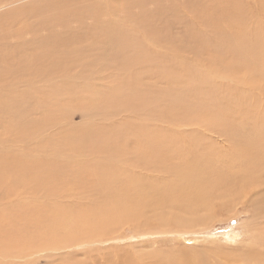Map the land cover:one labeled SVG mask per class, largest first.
<instances>
[{
    "label": "rangeland",
    "instance_id": "obj_1",
    "mask_svg": "<svg viewBox=\"0 0 264 264\" xmlns=\"http://www.w3.org/2000/svg\"><path fill=\"white\" fill-rule=\"evenodd\" d=\"M69 1L0 0V15L15 12L31 5L38 10L40 8L44 10L43 7L46 4L53 3H70L71 6L79 8L81 10L80 13L84 15V23L81 24V31L79 32L80 35L84 36V39L81 38L74 44L76 46L75 50L71 52V67L66 65V63L62 64V66H68V74L61 72L67 79L35 78L34 73L31 72L28 77L17 78L11 83L8 76L13 75L12 73L15 70L10 69L12 66L2 65L4 69L3 75L6 77L2 75L0 77L2 80L0 81L6 83V85L2 86L5 88L0 87L2 89H0V97H5V100L0 103V164L6 163L10 158L6 155L7 152L12 148L17 149L20 152L18 156L26 157L28 161L21 167L24 169L21 174L16 173L14 177L16 179L23 177L25 183L30 185V188H34V185L29 182L34 183L32 179L40 177V173H36L34 168L36 164L33 166L35 161L47 162L43 160L47 159L49 162L60 164L62 157L65 155L72 154V152H84L87 148L88 154L100 157L105 152L104 150L102 151L104 147L101 149L92 148L89 143L83 144L84 140L87 142L88 139L91 140L93 137L96 140V132L99 131L97 142L109 141V146L111 143L113 144V138L125 135L128 131L133 132V129H150L154 131L167 129L177 131L176 133L179 130L184 135L182 136L181 146L194 144L200 150H207L205 153L198 150L201 167L206 169L208 166L202 164L204 160H210L212 165L219 159L218 161L221 164L224 162L221 158L224 159L232 154L233 145L230 135L231 129L234 128L232 122L235 120L239 122L243 119L247 122L250 117L249 114L256 110H259L261 114L264 113V77H261L264 74L262 70L255 72L253 68H250L259 67L258 69H261L264 67V52H262V55H260L261 52H255L259 55L256 57L259 60L261 59V64H252L250 62L252 53L247 50L242 51V49L225 52L224 50L213 51L212 49L204 50L199 48L201 50L197 49L198 51L194 52H192V49L178 52L172 47L174 45L177 47V44L171 45V40L176 41V43L186 42L187 40L176 35H174L177 37L176 40H174L173 36L169 38V30L165 25H160L161 28L158 31L160 34L157 35V37L164 36L163 38L161 37L164 40L162 41L158 40L157 37L155 39L149 37L144 31V26L141 25V28L140 23L135 20L128 21L122 15L115 14L111 18L112 26L125 23L127 24L125 26L126 34L141 38L139 46L135 45V40L132 42L127 37L125 39L121 38L118 41L124 45L121 48L113 43L119 36L114 37L104 21L108 15L107 8H120L128 0H100V2L99 0H93L103 6L99 9L103 17L98 11L94 10L89 19L85 1ZM144 1L148 0H142V2ZM76 2L78 3L74 4ZM65 6L68 7L67 4ZM242 7L246 13L247 20H249V25L245 26L244 30L247 27L251 30L254 24L259 25L260 28L257 32L262 41L264 51V25H262L264 21V11L262 10L264 9V1L245 0ZM74 20H79L78 16L74 17ZM2 22H0L1 25L6 24L5 20ZM74 30L78 32L77 29ZM183 30V27L179 26L174 28L175 33H181ZM254 36L249 35L250 38ZM2 42V44L7 43ZM137 46L142 57L130 60L134 57ZM78 47L85 49V51H80L77 49ZM189 47L191 46L186 49ZM120 48L123 50V55L115 53ZM180 48H185V46L181 45ZM170 51H173V53H170ZM25 52H28V49ZM149 52L150 54L146 55ZM239 52L244 53L239 54ZM120 56H122L123 60L117 63L116 58H120ZM180 57L184 59V62L175 63V59L179 58L180 60ZM65 59L66 57H63L62 61ZM87 59L91 61L82 63L81 60ZM126 59H128V62H125ZM61 63H56V65L61 66ZM26 72L29 73V68H26ZM41 72L46 73L44 68H41ZM17 73L20 72L15 71L14 74ZM66 74L71 79H68ZM69 74H75L76 77H72ZM200 75L204 76L205 79H213L211 80L213 87L211 88V84L205 83L203 85V93L200 96H205L211 90V93L216 97V108L219 109L222 106L227 112L231 108L235 109L239 106L235 109L236 117L232 116L233 118L231 119V115L228 114L231 119H228L229 122L227 120H224V122L220 120L219 122V117L211 120L213 123L211 121L209 123L207 120L208 123L204 124L206 126L213 124V126L205 128L202 124V121L205 120L201 119L196 110L198 103L186 97L185 90L181 91L183 86L185 87L187 83L192 85L189 81ZM204 78L201 79L203 80ZM9 82L10 85H8ZM66 82L71 84L66 86ZM14 99L19 101L15 102L16 104L9 102ZM22 99L27 101L21 103L20 100ZM8 102L9 107L5 106ZM181 106L186 111L182 110ZM239 123L242 126V122ZM87 129L88 134L86 133ZM225 129L227 134L224 133ZM259 129L261 128L259 127ZM255 130H257V127ZM22 131L30 132L31 136L21 135L20 132L22 133ZM104 134L108 136L106 137ZM178 134L180 135V133ZM75 143L83 146L80 148L81 151H78L79 148L76 150L77 147L71 149ZM96 149L101 151L102 154L100 152L97 153ZM181 149L185 154L183 158L191 157L195 152L192 149L190 151L185 148ZM168 150L177 152V147H169ZM115 154L117 155V152ZM202 154L205 155V159L202 158ZM83 155L84 153H80V157H83ZM55 157L57 159L60 158L58 159L60 162H55L57 160ZM211 157L215 159L213 160ZM117 158L120 159L122 164L131 159L138 163V161H141V151L139 150L133 156L119 151L115 159ZM219 163L217 165H220ZM79 164H82L81 159ZM50 167L54 170L57 169L55 164ZM74 167L75 165H72L69 167L70 169H64L70 177L63 175L59 177L60 179L47 180L50 184H61L52 186V188L54 187L53 191L49 194L50 196H47L49 199L40 197L45 203L44 206L51 207L53 205L54 208L60 207L66 211H71L72 208L79 204L88 207L93 201L97 202L99 200L100 192H98V189L94 186L91 188L88 186V168L85 173L82 172L77 175L73 172L72 168ZM212 167L209 169L214 170L217 168ZM8 168L0 170V175L13 172L9 171ZM209 169L207 172H209ZM220 169H218L219 172L222 171V174H227L225 177H228L229 173V177H231L230 175L233 177L236 174H240L238 177L236 176L238 181L242 177L241 173L237 171V167L232 168L236 169L235 171L226 167H221ZM74 177H77V179ZM238 181L237 186L239 184ZM71 182L73 185L75 183V185L73 186ZM64 186H68V188L63 190ZM19 188H21L20 190L23 193V187L16 186L12 190L16 191ZM237 188L238 191L236 190ZM237 188L231 193V196L226 197L216 207H213L212 212L203 211L202 215H200V220L203 224H196L193 228L168 226L158 228L155 225L156 223L138 227L131 223H124L112 225L106 234L104 233L105 227H99L94 231L92 225L88 226V220L95 222L99 215L88 213V216L85 217L87 222L80 224V228L87 230L84 235L68 240L71 237H65L62 231H58L59 235L56 240L63 243L57 247L39 250L32 248L28 249L26 254L19 253L11 255V257L6 256L1 261L4 264H122L124 261H128L129 264H140V262L146 264L157 254L160 255L158 257L162 260L172 256L184 259L185 257L183 256L187 255L192 260H199V264H214L218 259L217 257L220 258L225 254H231V252L237 251L236 248L238 249L239 246L243 247L250 244L253 238L252 234L264 241V217L260 212L257 214L254 208L255 206H264V203L262 201L256 202L258 198L255 195L252 197V202H249L253 194L247 192L245 190L246 187L242 190L239 185ZM39 190L40 192H38L42 193V187ZM59 191L66 194L59 195ZM11 199L16 201V197H11L9 199L10 202ZM32 204L35 203L32 202ZM203 216L208 219V222L204 221ZM28 230H30L29 234L33 232L30 235L33 236L35 234V231L30 229V227H28ZM86 234L88 235L86 236ZM64 238H66L65 241ZM34 241L38 243L42 241L43 243L47 239L46 237H37V240ZM19 243L22 246L29 244L27 240L18 243L16 241L15 244L18 245Z\"/></svg>",
    "mask_w": 264,
    "mask_h": 264
},
{
    "label": "bare ground",
    "instance_id": "obj_2",
    "mask_svg": "<svg viewBox=\"0 0 264 264\" xmlns=\"http://www.w3.org/2000/svg\"><path fill=\"white\" fill-rule=\"evenodd\" d=\"M74 1L79 0H70L69 2ZM83 1L86 2L88 19L91 17L92 11L96 10L99 12V9L103 7L93 0H90L92 2L88 0ZM244 2L245 0H148L144 2H142V0H128L126 4L122 5L120 8H107L108 15L104 23L108 26V30H110L114 37L119 36L113 43L121 48L124 45L118 42L119 39H125L127 37L131 39L132 42L135 40V45L139 46L141 38L126 34L125 26L127 24L125 23L112 26L111 18L115 14L122 15L125 20H135L137 23H140V27L143 25L144 31L153 39L160 34L158 32L160 30L159 28H161L160 25H165L169 30V38L173 36L174 40H176L177 37L174 36L176 35L179 38L181 37L187 40L186 42L177 43L171 40V45L177 44V47H175V45L172 47L178 52L191 49L192 52H194L198 51L197 49L199 48L204 50L212 49L213 51L224 50L225 52L242 49V51L247 50L249 53H252L250 61L252 64H261V59L259 60L258 57H256L259 55L255 53L261 52L260 55H262V52H264L262 41L257 32L260 27L258 24H254L251 30L249 27L244 30V27L249 25V20H247L246 13L242 7ZM77 3L78 2L74 4ZM65 4H67L68 7H66ZM65 4H46V6L44 5L45 7H43L44 10H41L42 8L38 10L35 6L31 5L15 12L0 15V22L6 21L5 25L0 24V77L4 74V69L2 67L4 64L12 66L10 69L12 68L20 72L14 74L15 71L13 73L11 71L13 75L9 76L6 74L10 78L11 83L17 78L28 77L31 72L34 73L35 78L67 79L63 73L68 74V66L66 67V65L71 67V52L75 50L76 46L74 44L79 41V39H84V36L79 34L81 31V24L84 23V15L80 13L81 10L79 8L71 6L70 3ZM262 10L264 11V9ZM99 13L103 17V14L101 12ZM77 16L79 20H74V17ZM262 25H264V21ZM177 26L183 27V32L175 33L174 28ZM74 29H77L78 32H75L76 30ZM249 35H255L253 37L255 39L250 38ZM161 37L162 36L157 37L158 40H162ZM2 41L7 43L2 44ZM181 45L185 46V48H180ZM138 46L134 57L130 60L142 57ZM188 46L191 47L186 49ZM121 48L116 50L115 53L123 55V50ZM27 49L28 52H25ZM77 49L85 51V49H81L80 47ZM170 53H173V51H170ZM240 53L244 52H239V54ZM149 54L150 52L146 55ZM63 57H66L64 61H62ZM116 59L117 63L123 60L122 56ZM81 61L82 63H88L91 60L87 59ZM60 62H62L61 66L56 65V63ZM125 62H128V59H126ZM174 62L183 63L184 59L180 57V60L178 58L175 59ZM63 63H66V65L62 66ZM26 68H29V73L26 72ZM41 68H44L46 73L41 72ZM250 68H253L255 72L262 70L264 74V67L261 69H258L259 67ZM82 73L84 74L83 71ZM69 75L76 77L75 74ZM252 75L254 74L252 73ZM261 77H264V75ZM201 78H204V76L200 75L194 77L192 81H189L192 85L190 83H187V85L185 84L186 86H183L181 91L185 90L186 97L198 103L196 110L201 119L205 120L202 121L205 128L213 126V124H208V126H206L204 123H210V121L215 120V118L219 117V122L220 120L224 122V120L228 121V119H230L228 114L231 115V119L236 117L237 113H235V109L239 106L235 109L231 108L227 112L222 106L219 107V109L216 108V97L211 93V90L209 93H206L205 96H200V94L203 93L202 90L205 83H209L211 84L210 87H213L211 81L213 79L204 78L202 80ZM68 79H71V77L68 76ZM0 80L2 79L0 78ZM70 84L71 83L66 82L65 85L68 86ZM4 85H6V83L0 81V87ZM8 85H10V82ZM4 100L5 97H0V103ZM17 101L19 100L14 99L9 102L14 104ZM25 101L27 100H20L21 103ZM9 102L5 106L9 107ZM187 107H189V105H187ZM182 110H185V108H182ZM249 115L250 117L247 122H245L244 119L239 121L242 122V126H240L237 120L232 122V125L236 128L231 129V131L229 130L231 143L233 145L232 154L226 156L224 159L221 158V160L224 161L221 164L219 163L220 161H218L219 159L212 165L210 160H204L202 164L208 166L206 169L201 167V161H199L198 158V150L200 149L196 147L197 145L186 144L185 146H181L182 136L184 135L179 130L178 133H180V135L176 133L177 131H170L167 129L159 131L133 129V132L128 131L127 134L117 137L120 139L113 138V144L111 143L109 146V141L97 142L99 131L96 132V140L94 137L91 140L87 138L88 141L85 142L84 140L83 144L89 143L92 148L101 149L104 147L102 149V151H105L103 154L96 149L97 153L100 152L102 154L100 157L88 154L87 148L86 151L82 149L84 152H80L84 153L83 157H80L79 152H72V154L67 153L69 155L62 157L61 162L58 160L60 158L57 159V157H55L57 159L55 162H60V164L49 162L47 159H43L47 162L35 161L33 166L36 164L34 168L36 173H40V177L32 179L36 184L28 181L30 184L34 185V188H30V185L25 183L23 177L17 179L14 177L16 173L21 174L24 170L21 167L25 165L28 159L26 157H19L18 155L20 152L17 149L10 148L11 150L6 153V155L10 157V160L8 159L6 163L0 164V170L9 167L8 170L13 171L0 175V264H4L1 260L6 256L11 257V255L19 253L26 254V252L28 253V249L35 248L39 250L57 247L59 244L63 243L62 241L56 240V237L59 235L58 231H62L65 237H71L68 240H72L73 237L84 235L87 233V230L80 228V224L87 222L85 221V217L88 216V213L99 214L95 222L88 220V226L90 227L92 225L94 231L99 227H105L104 233L107 234L112 225L124 223H131L138 227L148 226L150 224L154 225L156 223L155 225L158 228L167 226L193 228L196 224H203L200 220V215H202L201 213L203 211L212 212L213 207H216L219 202L225 200L226 197L231 196V193L239 185L241 187L240 189L243 190L246 187L245 190L253 194L249 202H252V197L255 195L258 198L256 202L262 201L264 203V113L261 114L259 110H256ZM192 124L194 123L192 122ZM256 127L257 130H255ZM259 127L261 129H259ZM205 130L209 131L207 129ZM225 131L226 129L224 133L227 134ZM87 132L88 129L86 130V133ZM20 134L31 136V133L26 131H22ZM112 137L114 136L112 135ZM73 147H77V150L83 146L75 143L71 149ZM169 147H177V152H170L168 150ZM92 148L90 149L92 150ZM181 148H185L187 151L192 149V151L195 152L191 157L183 158L185 154ZM79 149L78 151H81V149ZM139 150L141 151V161H138V163L131 159L122 164L119 158L115 159L119 151L133 156ZM206 151L207 150H200L202 153ZM115 152H117V155ZM204 156L205 155H203L202 158L205 159ZM202 158L201 160H203ZM80 159L82 164H79ZM218 163L220 165H217ZM54 164L57 168L56 170L50 167L54 166ZM72 165H75L72 169L77 175L82 172L85 173L88 168V186L89 188L94 186L98 189V192H100L99 200L97 202L93 201L88 207L79 204L72 208L71 211H66L64 208L60 207L54 208L53 205L51 207L44 206L45 203L40 197L48 198L47 196H50L49 194L53 191L54 187L52 188V186L61 184H50L47 180L58 179L63 175L70 177V175L66 174L64 169H70L69 167ZM209 165L211 167L217 165L212 167L217 168L211 170L209 169L211 168ZM218 167H226L228 169L237 167V171L241 173L242 177L239 181L237 177L240 174H236L237 177H232V175L229 177V171L228 177H225L227 174H222V171L219 172L218 169L220 168ZM137 168L138 170H136ZM208 169L209 172H207ZM74 178L77 179V177ZM235 179L239 183L238 186ZM59 182H61V180H59ZM240 183L245 185L242 186ZM16 186L23 187L22 190H24V192H21V188L16 191L12 190ZM49 186L51 187L49 188ZM41 187L42 193H39V188ZM65 188H68V186H64L63 190H65ZM236 190L238 191V188ZM11 191H13V193H11ZM61 192L62 191L58 192L59 195L66 194ZM11 197H16V201H12V198L10 202L9 199ZM32 202L35 204H32ZM254 208L257 214L260 212L264 217V206H255ZM202 218L204 221L208 222L206 217L203 216ZM88 226L85 225L87 228ZM28 227L35 231L33 236L30 235L33 232L29 234L30 230H28ZM87 235L88 234H86V236ZM251 236L253 238L250 244L243 247L239 246L238 249L236 248L237 251L231 252V254H225L220 258L217 257L218 259L214 264H263L264 241L260 240V238L258 239V237L256 238L253 234ZM37 237H46L47 241H43L44 244L42 241L38 243L34 241L37 240ZM65 239L66 238H64V241ZM26 240L29 243L26 246H22L20 243L18 245L15 244L16 241L18 243L25 242ZM158 256L160 255L155 254L146 264H199V260H192L187 255L183 256L185 257L184 259L172 256L166 257L165 260H162ZM122 264L129 263L128 261H124ZM140 264L144 263L140 262Z\"/></svg>",
    "mask_w": 264,
    "mask_h": 264
}]
</instances>
